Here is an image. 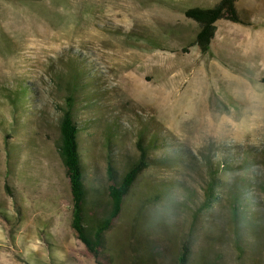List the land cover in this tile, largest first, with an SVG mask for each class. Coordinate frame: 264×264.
Listing matches in <instances>:
<instances>
[{
    "label": "rangeland",
    "instance_id": "1",
    "mask_svg": "<svg viewBox=\"0 0 264 264\" xmlns=\"http://www.w3.org/2000/svg\"><path fill=\"white\" fill-rule=\"evenodd\" d=\"M221 2L0 0V264H264V0H237L203 53L187 15ZM70 95L91 244L61 156Z\"/></svg>",
    "mask_w": 264,
    "mask_h": 264
},
{
    "label": "trees",
    "instance_id": "2",
    "mask_svg": "<svg viewBox=\"0 0 264 264\" xmlns=\"http://www.w3.org/2000/svg\"><path fill=\"white\" fill-rule=\"evenodd\" d=\"M237 0H222L220 4L213 8H197L188 13V17L201 25V31L198 34L196 45L203 53H207L211 47L216 34V24L222 20L227 11H235ZM76 97L70 95L65 100V110L63 112L60 132H61V156L66 168L68 185L70 189L69 205L72 212V228L78 238L86 244H91L88 237L87 225L89 216L86 210L87 192L84 184V165L81 161L79 152V129L76 126L73 115L76 108ZM141 170V165L133 166L125 180L119 184L110 187V194L113 199V211L108 220L96 230V238L99 240L106 232L111 223L120 214L123 200L135 182L137 175ZM0 219L9 223V219L0 211ZM19 220H16L17 224ZM184 256L180 258L183 260Z\"/></svg>",
    "mask_w": 264,
    "mask_h": 264
},
{
    "label": "bare ground",
    "instance_id": "3",
    "mask_svg": "<svg viewBox=\"0 0 264 264\" xmlns=\"http://www.w3.org/2000/svg\"><path fill=\"white\" fill-rule=\"evenodd\" d=\"M239 87H245L243 90H247V88H248L246 86H239ZM139 89L142 91L143 89L145 90L146 88H145V86H142V87L140 86ZM252 107H254V106L252 105ZM249 111H251V110H249ZM224 123H226V121H223V123H221V125ZM135 250H138V246L135 248Z\"/></svg>",
    "mask_w": 264,
    "mask_h": 264
}]
</instances>
